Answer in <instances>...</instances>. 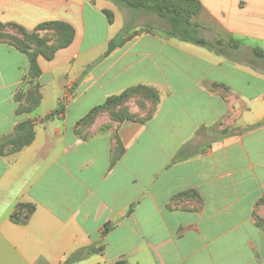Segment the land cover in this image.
Listing matches in <instances>:
<instances>
[{
	"label": "crops",
	"instance_id": "0c3cea01",
	"mask_svg": "<svg viewBox=\"0 0 264 264\" xmlns=\"http://www.w3.org/2000/svg\"><path fill=\"white\" fill-rule=\"evenodd\" d=\"M200 1L201 36L239 41L235 54L264 49V0ZM104 10L113 13L107 37L85 43L89 28L97 32L87 17L102 19ZM141 15L112 0H0L1 23L75 28L72 44L50 60L38 56L42 99L30 114H17L16 99L28 57L0 43V137L35 121L33 142L0 156V264H62L72 254L82 259L71 264H264V123L253 126L264 119V64L152 31L85 73L127 16ZM144 36L160 45H140ZM137 83L161 91L150 120L76 132L92 107ZM94 85L115 90L68 122ZM61 102L63 110L43 120ZM116 136L124 152L113 161ZM19 203L36 206L24 224L11 218ZM101 244L103 252L85 257Z\"/></svg>",
	"mask_w": 264,
	"mask_h": 264
},
{
	"label": "trees",
	"instance_id": "16d2710c",
	"mask_svg": "<svg viewBox=\"0 0 264 264\" xmlns=\"http://www.w3.org/2000/svg\"><path fill=\"white\" fill-rule=\"evenodd\" d=\"M117 6L125 8L131 12H147L157 15L159 18L168 22L166 35L176 38L180 41L192 43L198 46L206 47L219 55L226 56L234 60L233 55L241 49V43L235 39L228 41L223 38L215 40L207 39L201 36V25L195 20L199 17L203 5L200 0H112ZM109 22H113V13L110 10H104ZM13 28L18 30L22 35L21 38L10 36L0 31V43H8L13 45L18 50L25 53L29 60V71L25 77L22 88L16 95L19 103L17 114H30L34 112L40 105L42 99L41 85L39 77L42 70L38 63V56L43 55L46 59H52L55 52L61 48H65L73 43L75 39V28L64 21L53 20L39 24L33 31H29L21 25L15 23H1L0 28ZM154 25L146 23L141 33L152 32ZM40 31H53L54 39L50 43L48 40L37 37ZM137 30H132L128 26L123 27L108 43L105 52L88 65L85 73L89 72L97 63L105 57L124 46L133 37L140 34ZM253 60L264 64V49L259 46L252 48L251 53ZM142 95L143 99L152 104L150 105L149 114L141 120L133 117L128 111H119L116 107L129 101L133 96ZM161 101V95L158 88L154 85L137 83L126 87L119 93L109 95L105 101L92 107L88 113L76 122V132L80 133V127H84L94 118L103 112H110L111 118L119 123L125 120L138 122H146L150 120L156 113ZM145 106V104H143ZM63 110V102L60 106L43 117V120H48L56 117ZM264 123V119L253 126H258ZM15 135L0 137V156L6 153H15L23 147L31 144L35 139V121L32 118H26L21 121L15 130ZM117 146L114 160L118 159L124 152V147L120 138L116 136ZM7 147L8 152L6 151ZM187 192H184L186 194ZM36 209L35 204L19 203L16 209L11 214V218L16 223H27L31 215ZM132 210V206L129 211ZM110 229L109 223L105 226V232ZM104 251V245H91L86 249L85 257L94 253ZM79 259H82L80 254L70 255L62 264H71Z\"/></svg>",
	"mask_w": 264,
	"mask_h": 264
},
{
	"label": "rangeland",
	"instance_id": "374dc122",
	"mask_svg": "<svg viewBox=\"0 0 264 264\" xmlns=\"http://www.w3.org/2000/svg\"><path fill=\"white\" fill-rule=\"evenodd\" d=\"M141 17L133 20L131 17L126 18V26H128L131 29H135L137 31H141L144 27L146 23H151L154 25V32L158 35L157 39L160 35H166V29L168 28V22L164 19L159 18L157 15L153 14V13H147V12H141ZM87 21L90 22H96V28H97V32L95 34H91L92 29L89 28V34L88 36H86L85 39V43H90V44H97L98 42H101L103 39H105L107 37L108 34V20L107 17L104 16L102 19L101 18H97L95 17L94 19L92 18H88L87 17ZM90 25V24H89ZM0 31L16 37V38H21L22 35L20 34V32L18 30H15L13 28H0ZM147 33H141L139 35H146ZM144 39L141 41L140 45L142 46H158L160 45V42L158 40H162L163 38L160 37L158 40L157 39H153L150 37H145ZM37 37H39L40 39H45L48 40L50 43L53 41L54 39V32L53 31H40L37 35ZM169 36H167L168 38ZM165 38V37H164ZM171 40H176V39H171ZM205 50H208L205 48ZM234 58H238V59H242L243 61L246 62H253V57L251 55V52H249L248 54H234L233 55ZM138 70V69H136ZM122 83V82H120ZM118 83V84H120ZM117 84V85H118ZM116 86V85H115ZM115 90L114 86L112 87H99L98 85H94L92 87V89L86 94L84 95L85 97L88 96V98H90L88 100V102H84L83 104L79 103L77 105H74L70 112L67 115V121L70 122L72 120H74L77 117V114L80 112V108H82V106L85 105H92L93 103H96V98L98 94H101V92L105 91H111ZM159 90V89H158ZM160 95H161V91L159 90ZM114 93V92H113ZM102 95V94H101ZM229 103L227 101V104L229 105ZM143 104H145V106H143ZM150 105L152 108V104H150V102L146 101L143 99L142 95H136L133 96L129 101H127L126 103L122 104L121 106L116 107L117 110L119 111H128L130 113H132L133 117H135L136 119L141 120L142 118L146 117L149 112H150ZM46 121V120H45ZM115 121L111 118L110 112H103L100 113L99 115H97L93 121L89 122L87 125H85L84 127H80V133L83 134V136H89L92 135L94 133L97 132V130H106L108 128H111L112 126L115 125Z\"/></svg>",
	"mask_w": 264,
	"mask_h": 264
},
{
	"label": "water",
	"instance_id": "95a60500",
	"mask_svg": "<svg viewBox=\"0 0 264 264\" xmlns=\"http://www.w3.org/2000/svg\"><path fill=\"white\" fill-rule=\"evenodd\" d=\"M13 135H15V134H13Z\"/></svg>",
	"mask_w": 264,
	"mask_h": 264
}]
</instances>
